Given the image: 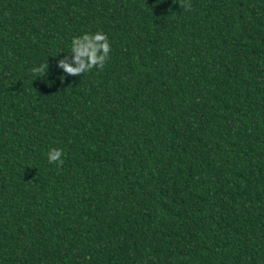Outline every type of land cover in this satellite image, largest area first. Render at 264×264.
<instances>
[{
  "label": "trees",
  "instance_id": "1",
  "mask_svg": "<svg viewBox=\"0 0 264 264\" xmlns=\"http://www.w3.org/2000/svg\"><path fill=\"white\" fill-rule=\"evenodd\" d=\"M0 264H264V0H0Z\"/></svg>",
  "mask_w": 264,
  "mask_h": 264
},
{
  "label": "clouds",
  "instance_id": "2",
  "mask_svg": "<svg viewBox=\"0 0 264 264\" xmlns=\"http://www.w3.org/2000/svg\"><path fill=\"white\" fill-rule=\"evenodd\" d=\"M181 8L190 10V5L179 4ZM110 52V45L105 34L97 32L95 34H84L74 37L71 42V55H65L63 60L58 61V67L63 69L70 76L82 75L91 71L93 68L102 69ZM72 60L69 62L68 57ZM48 63L32 69L33 74L42 76L45 70L48 72ZM63 82L64 77H60ZM62 150L52 149L48 153L49 163H57L63 166L64 160Z\"/></svg>",
  "mask_w": 264,
  "mask_h": 264
}]
</instances>
